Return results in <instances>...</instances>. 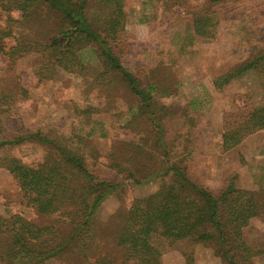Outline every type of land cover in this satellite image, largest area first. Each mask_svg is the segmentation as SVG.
I'll return each mask as SVG.
<instances>
[{"label":"trees","instance_id":"16d2710c","mask_svg":"<svg viewBox=\"0 0 264 264\" xmlns=\"http://www.w3.org/2000/svg\"><path fill=\"white\" fill-rule=\"evenodd\" d=\"M228 1L165 3L169 9L178 6L192 14L194 34L213 40ZM125 3L126 0H0V51L10 61L37 55L40 64L36 76L40 81L67 72L82 76L91 86L110 94L115 89H125L137 101L135 118L144 120L155 133L157 154L165 158L174 148L162 123L171 111L159 104L156 96H170L177 89L159 79L145 82L139 69L133 71L123 64L129 39ZM9 38L14 40L11 46L6 42ZM88 55L95 56L96 65L88 64ZM249 71L257 74L264 97V46L219 75L214 83L222 87ZM18 94L29 97L24 87ZM17 102L14 95L0 93V148L34 142L43 145L47 152L34 165L15 156H2L0 167L13 176L27 206L41 214L57 213L69 223V228L64 232L55 225L34 222L22 212L0 215V264H47L69 251L90 264H161L162 254L186 238L213 246L226 264H252L263 253L246 243L243 229L251 219L264 217V188L244 189L232 180L215 194L193 181L183 164L166 158L155 171L142 177L168 176L167 182L155 192L134 199L122 216L116 245L125 253L124 260L119 263L114 255L102 253L101 246L95 243L98 211L120 183L97 175L76 144L92 136L94 130L85 137L78 136L77 141L53 131L29 130L14 118ZM197 110L191 104L185 112L192 116ZM96 111L99 109L87 107L81 113L89 118ZM222 129V151L236 148L249 135L264 130V102L258 106L237 103L226 110ZM191 152L190 149L187 153ZM139 168L120 170L137 182L149 180L136 178ZM186 264H193L192 259Z\"/></svg>","mask_w":264,"mask_h":264},{"label":"rangeland","instance_id":"374dc122","mask_svg":"<svg viewBox=\"0 0 264 264\" xmlns=\"http://www.w3.org/2000/svg\"><path fill=\"white\" fill-rule=\"evenodd\" d=\"M224 6L223 19L212 40L194 34L193 15L183 8L169 9L165 0H126L129 39L122 58L130 70L141 71L145 82L159 79L162 84L175 85L174 94L156 96L159 104L171 111L162 121L174 146L165 158L183 164L193 181L215 194L232 180L240 188H264V130L251 134L232 150L221 149L223 113L237 103L258 106L264 102L257 74L245 72L222 87L214 83L219 75L251 58L264 46V0H229ZM6 42L8 46L14 44L12 38ZM86 59L91 66L96 65L95 56L88 55ZM39 64L35 54L10 61L0 51V93L15 96L18 102L15 114L12 110L14 118L29 130L53 131L75 141L94 130L92 136L76 144L97 175L120 183L99 208L95 243L101 246L102 253L114 255L120 263L125 253L116 245V235L124 212L134 199L155 192L168 180V176L162 175L142 177L165 160L157 154L155 133L144 120L135 118L137 101L125 89H115L110 94L91 86L82 76L67 72L40 81L36 76ZM21 87L28 90L29 97L18 94ZM191 104L198 109L192 112L193 117L185 112ZM87 107L99 111L88 118L81 113ZM46 152L43 145L26 142L0 148V157L15 156L34 165ZM122 167H140L136 178L149 180L137 182L120 170ZM12 212H22L34 222L52 224L64 232L69 228V223L57 213L41 214L27 206L13 176L0 167V215ZM243 236L250 247L263 251L252 264H264V217L251 219ZM189 259L193 264H226L215 254L213 246L191 238L174 243L162 254L161 264H186ZM90 263L70 251L47 262Z\"/></svg>","mask_w":264,"mask_h":264},{"label":"crops","instance_id":"0c3cea01","mask_svg":"<svg viewBox=\"0 0 264 264\" xmlns=\"http://www.w3.org/2000/svg\"><path fill=\"white\" fill-rule=\"evenodd\" d=\"M249 136H250V135H249ZM245 139H247V137H246ZM245 139H244V141H245ZM244 141H243V142H244ZM243 142H242V143H243ZM242 143H241V144H242Z\"/></svg>","mask_w":264,"mask_h":264}]
</instances>
